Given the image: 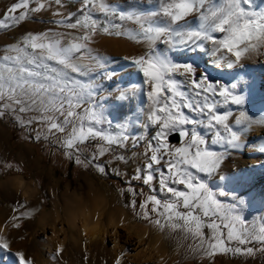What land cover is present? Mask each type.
<instances>
[{"label": "snow or ice", "instance_id": "snow-or-ice-1", "mask_svg": "<svg viewBox=\"0 0 264 264\" xmlns=\"http://www.w3.org/2000/svg\"><path fill=\"white\" fill-rule=\"evenodd\" d=\"M55 4L57 8L52 14L60 19L52 23L67 29L82 28L84 32L77 36L51 29L29 32L19 44L10 46V51L15 55H4L2 59L11 62L12 66L0 71V118L14 115L24 127L34 122L41 123L47 133L53 136L62 134V137H57V141L66 149L69 158H73V152H80L78 145L90 139H99L103 143L87 158L88 163H95L98 158L104 157L112 150V146L126 147L129 140L133 141L135 147L139 137L130 136L123 123L119 125L121 130L116 133L99 127L105 123L111 127V121H106L103 112V99L96 100L94 88L89 85L84 89L73 75H89L94 65L104 67L98 57L92 56L88 45L98 30L111 34L109 26L113 29L118 27L111 19L107 21L109 26L101 27L92 17L94 11L120 20H134L139 31L132 38H140L138 42L147 43L148 50L133 58L131 63L142 74L143 84L148 86L147 96L152 101V108L146 119L156 127V131L145 152L147 162L138 167L128 181L132 196L142 195L144 199L138 201L134 198L126 206L131 207L134 214L148 225L161 230L171 227L183 231L192 238L190 247L195 253L207 256L217 253L254 254L257 249L253 247L229 246L232 242L241 246L251 243L264 245V227L258 231L249 229L236 213L237 206L243 203V193L237 195L235 189L231 193L223 189L214 192L199 175H218L228 150L241 147V134L246 131L243 125L248 122L247 116L244 112L240 113L236 124L242 127L240 131H234L226 123L231 113L217 114L215 105L207 101L209 96H219L225 103L242 105L245 97L237 91L242 81L237 78L230 85L214 81L210 79L207 69L199 70L194 60L176 62L170 53L182 48L195 55L197 50H204L206 42H210L213 47L212 63L215 66L243 68V60L247 56L264 49V9L253 10V0H227L225 4H217L213 0H156L153 10L124 12L107 0H80L77 11L83 19L73 22L72 13L60 11L64 7L61 0H55ZM46 7H51L47 0H15L6 9L0 27L6 26L7 20L19 24L30 13H39ZM193 15L199 20L196 28L188 25V18ZM215 33H221L222 37L218 38ZM115 35L129 34L116 31ZM157 42L165 44L167 48L163 52L159 51ZM86 59L90 63L85 64L83 61ZM116 74L115 69H109L104 73V78L111 81ZM177 75L184 77L185 82H190L195 96H203V103L200 100L193 101L190 93L181 90V81L174 78ZM139 90H118L116 99H130V93L134 95ZM181 109L206 114L208 122L205 126L210 130L217 125L223 126L227 136L217 129L213 143L221 144L224 151L210 150L205 139L195 129L202 122L185 115ZM28 112H38L39 115L21 119L19 114ZM131 123L132 120L127 121V124ZM186 125L194 127L190 131ZM171 134L181 137L180 146L171 145ZM259 151L264 153V147ZM113 161L127 162L126 157L119 154L113 155ZM75 163L84 162L76 156ZM95 166L100 173L106 174L105 165ZM157 173L158 188L154 185ZM116 175L119 177L120 173L117 171ZM132 180L141 181L142 187L148 188V194L138 192L132 186ZM219 180L239 185L243 177L219 175ZM158 192L163 193L165 198H160ZM226 195H233L236 203L225 205L218 198ZM14 212H18V209ZM24 216L23 212L14 214L10 218L11 227L19 228ZM8 223L5 222V227ZM204 229L210 230L211 234L206 235ZM62 250L57 247L56 255L59 256ZM259 250L264 251V247ZM0 252H10V244L3 229H0ZM15 256L17 264H33L23 252L18 251ZM124 256L122 252L114 264H123Z\"/></svg>", "mask_w": 264, "mask_h": 264}, {"label": "rangeland", "instance_id": "rangeland-1", "mask_svg": "<svg viewBox=\"0 0 264 264\" xmlns=\"http://www.w3.org/2000/svg\"><path fill=\"white\" fill-rule=\"evenodd\" d=\"M114 1L116 0H107L110 4H113ZM117 1L123 6L124 4H127L126 6H137L141 9H146L147 7L144 3L145 0ZM14 2L15 0H0V20L3 19L6 9ZM61 2L64 7L61 8L60 11L65 14L72 13L73 22L75 19H83L81 14L77 11L80 7V0H61ZM47 3L51 5L50 8L46 7L45 10H42L39 13H30L29 17L25 21L17 24L12 20H7L5 21L6 26L0 27V71L12 66L11 62L4 61L2 57L4 55H15V53L10 51V46L19 44L26 33H38L51 29L54 32L64 34L71 33L73 36L83 34L84 29L82 28L73 30L67 29L63 26H57L52 23L51 21L58 20L60 17H55L52 14L57 8L55 0H47ZM262 9H264V7L260 8V10ZM92 17L101 27L109 26L107 25V21L109 19H111L112 23L118 27L113 29L109 26L111 34L98 30L88 45L91 49L92 56L98 57L104 64V67L101 68L94 65L93 71L89 75H73L84 89H87L89 85L94 88L96 100L103 99V112L106 121H111V127L109 128L107 123L102 124L99 127L116 133L121 130L119 125L123 123L128 134L134 138L139 137V140L136 141L135 147H133L132 140H129L124 148L112 146V150L104 157L98 158L95 163H88L87 158H90L92 154L98 150L99 145L103 143L99 139H90L85 144L78 145L80 152H73V158H69V155L66 154V149L57 141V137H62V134L57 133L56 136H53L52 134L47 133L46 128L41 123L34 122L31 126L24 127L14 115H7L0 118V128L3 135V155L0 160V179L4 180L9 177L20 176L24 177L26 181L36 180L39 188V196H37L34 201L24 204L21 202L20 205H23V207L17 205L18 212L25 213L24 218L20 221L19 228H12L10 222V218L14 214H18V212H13L11 215L8 210H5V219L8 217L6 221L9 223L8 226L5 227V221L2 226L5 227L4 234L8 238L10 252H2L3 254L0 256L2 257L0 264H17L15 246L25 244L26 247L24 254L33 261V264H79L77 261H72L74 255L70 254L67 259L63 258L61 255L65 252V250L71 249V233L68 229V218L71 214L76 212H92L93 208H96V210L100 208L96 198L103 195L100 190V184L106 185L110 188V190L114 188L117 207L124 210L128 216V221L131 224L141 225L144 227L146 226L153 230L156 234L166 236L181 234L186 236L185 233L179 229L167 227L161 230L157 227L148 225L134 214L131 207L126 206V204L134 198L138 201L144 199V196L142 195H137L136 197L132 196L131 192L128 190V181L131 179L136 169L143 166L147 162L145 152L148 150L149 141L152 140V136L156 131V127L151 125L146 119L149 114V110L152 108V101L149 100L147 96V92L149 90L148 86L143 85L142 74L139 73L138 69L131 63L133 58L144 54L148 50V44L145 42H138V39L140 38H132L139 31V26L136 22L127 19L120 20L118 17L113 18L105 16L103 13L97 11L92 13ZM192 20L194 22L198 20L197 16L194 15ZM116 31L128 33L129 35H115ZM122 40H126L130 43L132 50H128L126 52L109 51L113 42ZM156 48L163 52L167 46L163 43L157 42ZM261 50L262 51L258 52V57L260 58L264 55V50ZM202 54L203 51L199 50L196 51L195 55L188 54V51H185L182 48H177L170 53L174 61L181 63L187 62L189 59H192L193 56H201ZM117 60H123L125 66L123 65L119 69L114 68L113 63ZM83 62L85 64L90 63L87 59ZM196 64H198L199 67L201 65L200 62H197ZM109 69H115L117 73L111 81L104 78V73ZM199 70L202 71L200 68ZM174 78L181 81V90L186 93H190L193 101L200 100L201 103L204 102L203 96H195V93L191 90L190 82H185L184 77L177 75ZM136 79L142 80L139 86L133 84L134 81L132 82V80L136 81ZM137 87H139L140 90L134 95H131L130 93V99L124 101H118L116 99L118 90H126ZM77 90L79 91L80 89L78 88ZM218 98V96H209L207 102L214 104L215 112L217 114H221L220 112L222 111L219 107L224 108L226 106L225 108H229L231 107V104L221 103ZM82 110L83 109L80 111ZM117 110L120 111L119 115H116L118 113ZM181 110L185 113V115L194 117L202 122L196 125L195 129L197 133L205 139L206 146L210 150L217 152L224 151L221 144L213 143L215 131L217 129L222 134L227 136L223 126L217 125L215 128L210 130L205 126L208 122L206 114H201L199 112L194 113L190 109ZM19 115L21 119L27 120L33 116L39 115V113L28 112ZM134 117H138V119H133ZM236 118L237 113H234L229 115L228 120L226 121V123H228L234 131H238V129H234L236 126ZM129 120H132L130 125L127 124V121ZM185 127L191 131L194 126L186 125ZM38 134L39 139H37ZM173 135L174 134H171L169 136L171 145L177 147L180 146L181 137L176 134L178 139L177 141H174L172 140ZM45 136H47V138H45ZM153 143H155V141H153ZM250 144L248 146V150H259L256 143ZM20 153L27 158V162L23 164L22 162L21 164L18 162L16 156ZM114 154L125 156L127 162L113 161ZM245 154L246 152L243 147H240L239 149H229L225 154V159L219 169L218 175L208 176L201 173L200 177L210 188L213 189L214 192H218L223 189L225 192L231 193L232 190L235 189V192L237 190V195L243 193V203L237 206L236 213L243 219L244 226L251 229L247 222L248 220L257 219L256 209L260 206H264V187L259 181L249 183V181L245 180L244 177L243 182L239 185L235 182L219 180V175L229 178L242 177L240 167H242L241 165ZM76 156H79V159L84 163H75ZM39 162L40 164H38ZM85 164L88 166H85ZM95 164L105 165L107 169L106 174L100 173ZM117 171L120 173L119 177L116 175ZM156 175L157 180L154 181V185L158 188L159 173ZM131 184L138 192L142 191L143 193L148 194V188L142 187L141 181L132 180ZM180 187L182 188V186ZM64 194L69 201V205L66 207L61 203L63 201ZM158 195L162 199L165 198L163 193L158 192ZM5 196L9 197L8 193L3 192L0 188V209L3 207L5 202ZM218 198L225 205H232L236 203L233 195H226ZM54 200H57L60 207H56V201L53 202ZM73 200L79 204L75 205L72 203ZM43 211L48 214V218L45 219L44 225L40 226L39 221L42 218ZM118 226L125 232L126 223L122 225L118 224ZM204 232L206 235L211 234L208 229H204ZM53 235H57L56 245L54 248L50 247L52 248L50 251H55L57 247H60L63 250L59 256L55 255L54 257L49 258V238L53 237ZM229 246L253 247L254 249H257V251H255L252 255L217 253L214 256H207L203 253H199L195 258L190 257L187 253L183 252L176 254L175 257H172L171 251L173 246L169 244L167 246L169 253L166 252V256L169 257H166L165 261L173 258L174 261L180 262V264H188V262H194V264H223L225 262L231 264H243L246 263V261L248 263H264V251L259 250L264 247V245L251 243L241 246L237 245L236 242H232ZM75 255L78 259H81L83 256L81 252H76Z\"/></svg>", "mask_w": 264, "mask_h": 264}, {"label": "bare ground", "instance_id": "bare-ground-1", "mask_svg": "<svg viewBox=\"0 0 264 264\" xmlns=\"http://www.w3.org/2000/svg\"><path fill=\"white\" fill-rule=\"evenodd\" d=\"M213 2L217 4H225L227 3V0H213ZM253 2V9L255 11H260V8L264 7V0H253ZM144 3L147 5L146 9H141L137 6L129 7V5L126 6L127 4H124L123 6L117 0L114 1L112 5L126 12H146L153 10L156 7V0H145ZM193 16L188 18V25L192 28H196L198 27L199 20L194 22L192 20ZM131 21L135 22L134 20ZM214 35L218 38L222 37L221 33H215ZM128 50H132V46L126 40L113 42L111 49H109L110 52H126ZM212 51V44L206 42L203 54L201 56H193L192 60L196 63L200 62L201 65L199 68L202 71L207 69L210 79L214 81L230 85L237 78L241 79L242 83L237 91L244 95V103L242 105H236L227 102L231 104V107L225 108V106L224 108L219 107V109L222 111L220 112L221 114L237 113L238 117L241 112H244L247 116L248 122L243 125V127L246 128V131L241 134V147L244 148L246 154L245 157H243L240 173L245 180L249 181V183L259 181L264 187V167H261V165H264V153L259 150H248L250 143H256L259 147L258 149L264 147V55L260 58L258 57V52H254L243 60V68L228 69L226 66L221 68L212 63ZM188 54L192 53L188 52ZM170 57L172 58L171 55ZM123 65L125 66L123 60H117L113 63V66L116 69L121 68ZM137 79L136 81L132 80V82L134 81L133 84L139 86L142 80ZM137 88L139 89V87ZM218 100L221 103H225L221 97H219ZM241 127L242 125L236 124L234 129L240 131ZM2 136V130L0 128V160L3 155ZM16 159L20 164L21 162L22 164L27 162V158L21 153L16 156ZM199 175L201 176V174ZM99 186L103 194L102 196L96 197L98 200L97 203L100 205L99 209L96 210V208H93L94 210L92 209V212L80 210L81 212H76L70 216L68 215V229L71 233V249L65 250V252L61 254L63 258L67 259V257L72 254L74 255L72 261H77L79 264H114L116 257L120 256L123 252L125 253L123 264H180V262L174 261L173 258L165 261L167 257L166 252L169 251L167 247L169 244L173 246L171 251L172 257L183 252L194 258L199 254L191 250L190 245L193 243L191 237L181 234L175 236L156 234L146 226L131 224L128 221V216L124 210L117 207L114 188L110 190L106 185L100 184ZM0 188L3 192L8 193L9 196H5V202L0 209V229H3L4 234L5 227L2 225H4L3 223L8 219V217L5 219V210H8L11 214L18 208L17 205H20L21 202L24 204L34 201V199L39 196V188L35 180L26 181L24 177L20 176L1 180ZM53 202L57 205L56 207H60L57 200H54ZM68 202L69 201L64 194L61 203L66 207L69 205ZM72 203L75 205L79 204L74 200ZM256 212L257 219L248 220L247 223L251 229L258 231L260 228L264 227V206L257 208ZM46 218H48V214L43 211L42 218L39 221L40 226L44 225ZM124 223H126L125 232L118 226V224L122 225ZM56 238L57 235H53V237L49 238V258L56 255V249L55 251H50V249H52L50 247L54 248L56 245ZM25 245L15 246L16 252L19 251L24 253ZM76 252H81L83 254L81 259L76 257ZM2 254L3 253L0 252V256ZM188 264H194V262H188ZM223 264L231 263L225 262ZM243 264L264 263L246 262Z\"/></svg>", "mask_w": 264, "mask_h": 264}, {"label": "water", "instance_id": "water-1", "mask_svg": "<svg viewBox=\"0 0 264 264\" xmlns=\"http://www.w3.org/2000/svg\"><path fill=\"white\" fill-rule=\"evenodd\" d=\"M177 139H178L177 135L174 134V135L172 136V140L177 141Z\"/></svg>", "mask_w": 264, "mask_h": 264}, {"label": "crops", "instance_id": "crops-1", "mask_svg": "<svg viewBox=\"0 0 264 264\" xmlns=\"http://www.w3.org/2000/svg\"><path fill=\"white\" fill-rule=\"evenodd\" d=\"M117 112H118V113H117L116 115H119V114H120V111L117 110ZM38 164H40V162H39ZM34 179H35V178H34ZM35 181H36V180H35ZM36 182H37V181H36ZM11 215H12V214H11ZM246 262H247V261H246Z\"/></svg>", "mask_w": 264, "mask_h": 264}]
</instances>
